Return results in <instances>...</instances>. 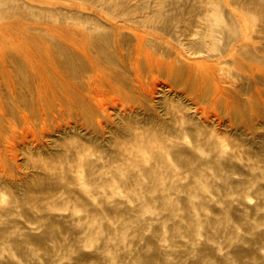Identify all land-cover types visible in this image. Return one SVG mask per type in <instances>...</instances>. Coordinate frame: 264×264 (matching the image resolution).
<instances>
[{
	"label": "rangeland",
	"instance_id": "1",
	"mask_svg": "<svg viewBox=\"0 0 264 264\" xmlns=\"http://www.w3.org/2000/svg\"><path fill=\"white\" fill-rule=\"evenodd\" d=\"M0 264H264V0H0Z\"/></svg>",
	"mask_w": 264,
	"mask_h": 264
},
{
	"label": "bare ground",
	"instance_id": "2",
	"mask_svg": "<svg viewBox=\"0 0 264 264\" xmlns=\"http://www.w3.org/2000/svg\"><path fill=\"white\" fill-rule=\"evenodd\" d=\"M182 10V9H181ZM173 12V11H172ZM240 23V22H239ZM200 25V24H199ZM209 26V25H208ZM186 28H187V26H186ZM165 30V29H164ZM195 35V34H194ZM203 37V36H202ZM261 37V36H260ZM139 39H140V37H139ZM140 42V41H139ZM142 45V44H141ZM208 45V44H207ZM122 46V45H121ZM250 46V45H249ZM259 46V45H258ZM121 48V47H120ZM165 48H166V46H165ZM141 49V48H140ZM120 50V49H119ZM175 50V49H174ZM136 52V51H135ZM146 53V52H145ZM139 54V53H138ZM126 55V54H125ZM150 55V54H149ZM259 56V55H258ZM146 57V56H145ZM157 58V57H156ZM237 58V57H236ZM129 60V59H128ZM148 60V59H147ZM151 60V59H150ZM230 60V59H229ZM234 61V60H233ZM131 66V65H130ZM129 69H130V67H129ZM149 69V68H148ZM138 84V83H137ZM190 91V90H189ZM224 92V91H223ZM227 94V93H226Z\"/></svg>",
	"mask_w": 264,
	"mask_h": 264
}]
</instances>
